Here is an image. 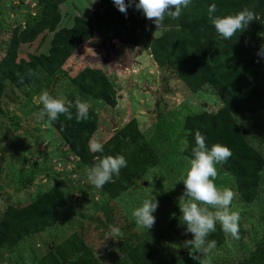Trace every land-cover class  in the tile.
<instances>
[{
  "label": "rangeland",
  "instance_id": "1",
  "mask_svg": "<svg viewBox=\"0 0 264 264\" xmlns=\"http://www.w3.org/2000/svg\"><path fill=\"white\" fill-rule=\"evenodd\" d=\"M20 4L35 8V0H0V59L13 29L24 24L26 12L11 10ZM117 10L113 0H64L59 6L61 22L57 30L70 27L75 16L84 17L94 25L89 43L49 79L40 77L22 88L6 82L0 91V216L7 206L26 205L53 187L61 188L67 198L62 220L14 248L0 247V264H37L48 249L74 233L84 239L100 264L115 262L121 255L120 243L135 245L141 241L149 242L165 264H199L183 247V237L175 232L170 220L180 210L178 198L184 185L179 181L189 161L183 155L186 118L216 113L221 102L210 88L189 91L174 71L158 68L148 49L116 40L105 42L104 28ZM152 28L154 38L161 30L155 24ZM52 35L45 32L34 42L22 45L19 58L46 54ZM87 67L103 71L116 92L114 107L99 100H84L97 117L92 140L104 144L135 119L159 157L158 165L115 199L91 185L78 158L49 125L47 116L40 117L41 106L33 103V97L43 90L65 102L73 92L72 79ZM236 120L246 141L264 158V112L237 116ZM216 167V185L235 193L231 208L240 214L239 239L225 234L224 242L201 259H210L211 264H236L259 256L253 261L264 264V171L256 199L246 204L235 192L229 174ZM154 197L158 201L153 213L155 224L145 231L137 227L131 213L143 199ZM109 225L121 229V240L108 238Z\"/></svg>",
  "mask_w": 264,
  "mask_h": 264
},
{
  "label": "trees",
  "instance_id": "2",
  "mask_svg": "<svg viewBox=\"0 0 264 264\" xmlns=\"http://www.w3.org/2000/svg\"><path fill=\"white\" fill-rule=\"evenodd\" d=\"M63 1L35 0V13L26 12L24 24L13 29L0 59V91L6 82L22 88L40 77L49 79L80 47L89 43L94 25L84 17L75 16L70 27L57 30L61 22L59 6ZM211 4L217 6L216 16L223 17L248 8L261 19L250 22L243 31L225 40L209 20L207 9ZM152 25L154 23L134 6L128 7L127 15L117 10L104 28V41L142 46L150 51L158 68L174 71L189 91L196 93L207 87L218 96L221 107L216 113L203 112L186 118L183 155L189 160L192 158L197 131L204 137L209 150L213 144L229 148L231 156L217 166L233 179L240 200L252 203L258 194L264 158L246 141L236 117L264 112V57L257 55L264 46V0H192L179 19L166 17L164 28L154 38L151 36ZM45 32L53 34L47 53L19 58L20 47L34 42ZM72 85L73 92L66 104L79 96L83 100H99L110 107L116 106L114 87L99 69L84 68L72 79ZM71 112L72 119L60 115L51 126L78 158L81 167H91L98 158L107 155H123L126 159L127 166L121 168L119 176L113 175L112 180L101 188L103 195L111 199L119 197L158 165L159 157L139 131L135 119L128 121L103 144L102 153H93L88 145L97 130L96 115L89 110L88 119L78 122L75 109ZM66 205L63 190L53 187L26 205L7 206L0 216V247L14 248L23 239L54 226L62 220V209ZM170 225L184 242L193 239L191 233L185 234L180 210L173 215ZM208 239L215 240L218 247L226 235L217 224L216 231ZM118 251L121 255L113 264H165L147 241L135 245L120 243ZM254 259L259 256L236 264H259ZM37 264L100 263L84 239L74 233L48 249Z\"/></svg>",
  "mask_w": 264,
  "mask_h": 264
},
{
  "label": "clouds",
  "instance_id": "3",
  "mask_svg": "<svg viewBox=\"0 0 264 264\" xmlns=\"http://www.w3.org/2000/svg\"><path fill=\"white\" fill-rule=\"evenodd\" d=\"M114 5L121 13L127 15L128 7L134 6L143 12L146 19L152 21L157 30L164 28L165 18L179 19L182 10L188 8L192 0H113ZM210 22L214 25L218 35L230 40L238 32L243 31L250 22L261 19L256 13L244 8L235 14L226 16L214 15L217 6L211 4L208 9ZM257 55L264 57V46H261ZM23 83V77L20 78ZM33 103L41 106L40 117L47 116L49 125L56 121L60 115L72 119L71 109H75V118L78 122L88 119L90 104L79 96L74 102L67 104L62 99L43 90L33 97ZM196 146L192 150V158L188 161L180 181L184 185V192L178 198L182 224L186 226L185 234L191 233L193 239L186 240L183 247L189 248V255L199 264H211L207 257L216 247L215 240H209L211 233L216 231L219 224L221 230L232 238L239 239L240 214L231 208L235 193L227 187H218L215 179L218 175L217 164H222L230 156L231 151L224 145L213 144L211 149L206 146L205 139L199 131L195 133ZM89 150L93 153H102L104 146L98 140L89 142ZM127 166L123 155L103 156L91 167L86 166L84 171L88 181L96 188H102L110 182L113 175L119 176L121 168ZM203 205V206H202ZM158 201L154 198L143 199L140 206L133 209L131 215L137 227L145 231L155 224L153 213L157 210ZM123 233L119 227L109 225L108 238L121 240ZM195 253H200L196 255Z\"/></svg>",
  "mask_w": 264,
  "mask_h": 264
},
{
  "label": "water",
  "instance_id": "4",
  "mask_svg": "<svg viewBox=\"0 0 264 264\" xmlns=\"http://www.w3.org/2000/svg\"><path fill=\"white\" fill-rule=\"evenodd\" d=\"M12 11H18V10H21L23 12H33L35 13L36 11V8H30L28 6H26L25 4H20L18 6H14L11 8Z\"/></svg>",
  "mask_w": 264,
  "mask_h": 264
}]
</instances>
